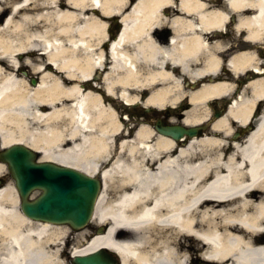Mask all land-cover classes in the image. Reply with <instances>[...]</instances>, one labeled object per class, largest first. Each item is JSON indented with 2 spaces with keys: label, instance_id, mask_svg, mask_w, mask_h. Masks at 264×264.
<instances>
[{
  "label": "bare ground",
  "instance_id": "1",
  "mask_svg": "<svg viewBox=\"0 0 264 264\" xmlns=\"http://www.w3.org/2000/svg\"><path fill=\"white\" fill-rule=\"evenodd\" d=\"M226 1L264 12V0ZM162 3L137 0L122 14L114 49L126 62L132 63L115 45L122 38L146 35L152 23L172 21L175 31L192 30L213 23L227 6L181 0L180 8L198 16V23L181 13L171 14V20L157 15ZM124 4L0 0L1 144L27 142L40 149L43 159L99 172L102 191L90 222L105 224L103 233L76 232L69 246L66 225L27 220L18 211L12 186L0 188V264H70L73 256L105 248L118 252L121 264H194L189 259L196 252L200 264H264V108L237 140L226 136L231 120L245 125L253 112L241 97L215 125L223 135L177 147L143 123L131 134L124 132L120 114L106 99L119 94L131 103L144 86L150 87L144 84L149 77H142L141 69L119 71L115 62L105 69L100 42L117 21L93 12L96 7L104 15L116 14ZM22 53L23 64L40 74L34 86L18 75L23 67L16 56ZM248 85L257 87L254 81ZM150 91L145 102L160 108L171 101L159 98L158 88ZM216 92L219 85L213 84L208 93ZM190 100L193 118L206 117L205 94ZM57 241L62 248L53 245ZM63 254L68 258L62 260Z\"/></svg>",
  "mask_w": 264,
  "mask_h": 264
},
{
  "label": "flooded vegetation",
  "instance_id": "2",
  "mask_svg": "<svg viewBox=\"0 0 264 264\" xmlns=\"http://www.w3.org/2000/svg\"><path fill=\"white\" fill-rule=\"evenodd\" d=\"M206 1L212 2V6L215 2L227 5L218 16L212 18V21L215 20L213 23L208 22L207 25L200 26L198 23L201 19L198 16L180 8L181 0H163L157 15L170 19L171 14L181 13L184 18L198 22L196 28L175 31L170 26L172 21L160 25L152 23L146 35H135L128 40L122 38L120 43L116 44L117 49L126 52L129 59L140 60L143 52H151L156 58L157 76L154 78L158 80L159 98L164 96L183 100L180 107L174 111L160 109L161 115L153 112L147 117H161V122L164 123L168 119L185 122V118L189 116L192 125L201 127L197 130L198 135L221 134L223 129L217 126L216 130L215 125L226 113L227 106L238 97H241L245 104L256 107L255 114L264 108V12L248 3L232 6L225 0ZM112 41L114 38L110 37L101 42L108 60L105 69L112 65L109 60ZM119 61L124 66L130 65L123 60ZM140 64H143L141 60L134 63ZM148 64H155V61ZM251 81H254L257 87L251 88L248 85ZM213 84L219 85V92L209 94ZM201 92L205 94L203 108L207 115L195 120L192 114L187 113L190 111L189 98ZM147 95L148 93L144 92L141 98ZM108 100L116 111L117 97L109 96ZM122 111L123 108L120 116ZM231 124L234 125L232 120ZM230 135L235 136V132ZM11 177V173L0 162V186L5 185Z\"/></svg>",
  "mask_w": 264,
  "mask_h": 264
},
{
  "label": "water",
  "instance_id": "3",
  "mask_svg": "<svg viewBox=\"0 0 264 264\" xmlns=\"http://www.w3.org/2000/svg\"><path fill=\"white\" fill-rule=\"evenodd\" d=\"M35 84V79L31 80ZM161 133L177 138L184 133L192 134L194 129L180 126H157ZM21 144L12 145L13 156L26 155ZM9 166L15 177L16 188L21 194V209L28 217L54 223H68L71 227H82L92 213L95 197L99 193L100 181L86 173L56 165L52 162H41L37 165L30 161L24 168L17 159H10ZM39 187L42 193L32 201H26L29 190ZM75 264H115L111 255L103 249L84 256H75Z\"/></svg>",
  "mask_w": 264,
  "mask_h": 264
},
{
  "label": "rangeland",
  "instance_id": "4",
  "mask_svg": "<svg viewBox=\"0 0 264 264\" xmlns=\"http://www.w3.org/2000/svg\"><path fill=\"white\" fill-rule=\"evenodd\" d=\"M42 49H40L39 51H41ZM16 58H17V60L18 61H20L21 62V64L22 65H25V66H27V64H23V60H24V58H25V53L23 54H18L17 56H16ZM29 65V64H28ZM30 67V66H29ZM39 73H37V72H33V73H29V75H31V76H33V75H38ZM18 75H20V77H26L25 75H23L22 74V72H20ZM26 81L28 82V80H27V78H26ZM30 84V83H29ZM23 215V214H22ZM24 216V215H23ZM25 217V216H24ZM26 218V217H25ZM90 228H91V231L92 232H97L96 230H98L99 229V227L96 225V224H94V223H92V224H90ZM77 237H78V234H75V233H72V235L71 236H67V244L69 245V246H71L72 245V243L75 241V240H77ZM61 241V240H60ZM60 241H57V242H55L53 245H56L57 247L56 248H62V245H64L63 244V242L62 243H60ZM199 252V251H198ZM194 254H197V252L196 253H194ZM194 254H192V256H191V258L189 259V260H191V262H193L194 264H200V260H197V259H195V257L193 256ZM66 255L65 254H63V256H62V260L63 259H65L64 257H65ZM197 262V263H196Z\"/></svg>",
  "mask_w": 264,
  "mask_h": 264
}]
</instances>
